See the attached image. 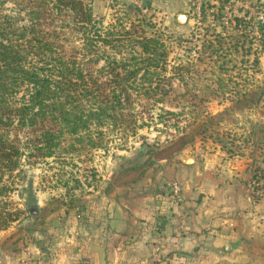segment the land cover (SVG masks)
Returning <instances> with one entry per match:
<instances>
[{"label": "trees", "instance_id": "trees-1", "mask_svg": "<svg viewBox=\"0 0 264 264\" xmlns=\"http://www.w3.org/2000/svg\"><path fill=\"white\" fill-rule=\"evenodd\" d=\"M130 1L118 25L107 29L94 16L92 0H0V232L24 214L10 195L25 159L55 161L85 147L102 151L114 133H119L114 138L136 136L140 129L136 101L150 100L159 87L139 85L137 66L146 64L150 72L166 55L144 32L156 17L154 8ZM214 38L223 39L218 33ZM240 38L219 40L218 49L209 45L203 54L217 55L235 40L232 51L237 52ZM127 44L141 52L120 58ZM236 95L216 119L259 105L264 85ZM209 127L208 122L198 125L199 132L193 128L155 157L170 158L175 146L207 136ZM140 153L148 154L144 147Z\"/></svg>", "mask_w": 264, "mask_h": 264}, {"label": "crops", "instance_id": "crops-1", "mask_svg": "<svg viewBox=\"0 0 264 264\" xmlns=\"http://www.w3.org/2000/svg\"><path fill=\"white\" fill-rule=\"evenodd\" d=\"M141 1L154 8L156 21H176L185 30L194 25L190 0ZM180 16L184 25L177 22ZM261 68L264 75V53ZM226 108L228 104L218 114ZM219 132L236 135L242 151L229 154L206 139L168 159L150 160L140 153L143 164H152L137 169L135 178L136 171L105 178L104 191L76 209L74 222L64 226L60 219L54 237L17 240L10 230L0 232V259L15 264L18 256H23L22 264H152L155 247L162 245L164 256L180 257L184 264H264V98L251 109L232 112ZM172 185L180 188L187 216L179 243L173 237L180 210Z\"/></svg>", "mask_w": 264, "mask_h": 264}, {"label": "rangeland", "instance_id": "rangeland-1", "mask_svg": "<svg viewBox=\"0 0 264 264\" xmlns=\"http://www.w3.org/2000/svg\"><path fill=\"white\" fill-rule=\"evenodd\" d=\"M129 4H133L132 1L92 0L94 16L107 29L118 25L117 20L124 17V6L128 7ZM6 7L7 11L12 9L11 5ZM124 22L130 23L123 20ZM150 25L144 32L158 41L160 51L165 53L166 58L157 69H151L150 72L145 68L146 64L137 66V83L141 86L153 83L159 88L150 100L144 97L136 101L135 112L140 126L136 136L127 133V136L114 138L119 133H114L113 136L110 134L109 137L112 136L113 140L102 151H91L85 147L76 153L62 154L60 160L35 162L34 159H25L19 173L14 175L17 188L10 195L14 207L24 211V214L19 217L18 222L4 231L5 235L10 230L15 233L13 235L17 240L33 238L39 241L42 237H54L56 225L62 226L60 219L64 226L68 220L74 222L72 218L77 213L76 209L91 203L89 201H93V198L87 199L90 195L104 191L105 178L111 174L124 175L136 171L132 177L135 178L139 175L137 169L152 164L150 161L143 164V160L139 159L141 147L145 148L146 153H151L153 157L150 160L160 159L155 155L172 147L174 141L190 134L193 128V132H199L196 128L198 125L207 122L210 124L207 136H198L183 147L175 146L170 158L195 141L206 139L215 143L223 142L224 151L229 154L242 151L236 145L240 140L236 135L219 132V124L225 119L231 120V113L230 116L216 118L223 105L228 104L230 107L231 104L225 102L226 99L236 98L237 93L251 91L254 82L255 88L263 87V51L259 49L261 43L241 37L238 43L240 50L237 52L232 51L235 40L212 56L210 52L203 54L206 48L212 45L214 49H218V41L225 39L212 37L217 30L199 28L193 24L185 30L176 25V21L163 23L152 20ZM125 26L129 27L127 24ZM170 36L173 38L170 39ZM190 40L192 41L188 42ZM131 47L132 45L127 44L120 58H127L133 52H141L138 47L134 50ZM184 69L188 71L184 72ZM148 154L145 155L147 159ZM83 213L86 221L87 213ZM43 232L48 236L41 235ZM4 245L7 246L6 242ZM19 247L21 253L23 248L21 245ZM17 258L19 259L14 261L19 263L16 264H22L23 256ZM2 259L1 264H15L4 257Z\"/></svg>", "mask_w": 264, "mask_h": 264}, {"label": "built area", "instance_id": "built-area-1", "mask_svg": "<svg viewBox=\"0 0 264 264\" xmlns=\"http://www.w3.org/2000/svg\"><path fill=\"white\" fill-rule=\"evenodd\" d=\"M190 4V18L195 26L219 30L224 37L236 33L250 38L261 43L259 49L264 53V0H190ZM170 188L180 210L173 235L179 243L185 235L187 216L179 186L172 185ZM162 250V245L155 247L152 264H184L180 257L164 256Z\"/></svg>", "mask_w": 264, "mask_h": 264}, {"label": "water", "instance_id": "water-1", "mask_svg": "<svg viewBox=\"0 0 264 264\" xmlns=\"http://www.w3.org/2000/svg\"><path fill=\"white\" fill-rule=\"evenodd\" d=\"M177 22H178L179 25H184L185 24V17L184 16H180L178 18Z\"/></svg>", "mask_w": 264, "mask_h": 264}]
</instances>
